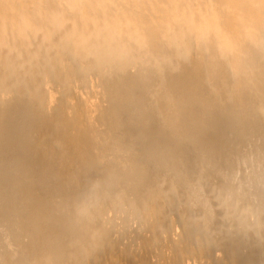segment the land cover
<instances>
[{"label": "bare ground", "instance_id": "bare-ground-1", "mask_svg": "<svg viewBox=\"0 0 264 264\" xmlns=\"http://www.w3.org/2000/svg\"><path fill=\"white\" fill-rule=\"evenodd\" d=\"M6 217L0 264H264V0H0Z\"/></svg>", "mask_w": 264, "mask_h": 264}, {"label": "rangeland", "instance_id": "rangeland-1", "mask_svg": "<svg viewBox=\"0 0 264 264\" xmlns=\"http://www.w3.org/2000/svg\"><path fill=\"white\" fill-rule=\"evenodd\" d=\"M245 15H247V12H245ZM137 141H138V143H137ZM139 141H140V139L139 138H137L135 141H134V143L132 142V141H130L129 143H132V147H138L140 144H141V146H139V148H137V150H135L136 148L134 147L133 149L138 153V151L140 150H142L141 152L139 151V153L141 154V155H144L145 154V151L148 149L147 148V146H146V143H144V141L141 139V143H139ZM136 142V143H135ZM134 144V145H133ZM143 144H144V146H143ZM146 146V147H145ZM141 147H143V148H141ZM146 148V149H145ZM145 150V151H144ZM147 152H149L148 150H147ZM146 152V153H147ZM6 221H0V251H2V250H4V246H5V241L7 240H5V238H6V235L7 234H9V232H10V230H11V232L12 231H14V229L12 228V226H11V224H13V221H11V219L9 220V218L7 219V217H6V219H5ZM7 220H8V222H7ZM10 223V224H9ZM2 224V225H1ZM10 226H9V225ZM8 225V226H7ZM5 227V228H4ZM4 228V229H3ZM7 228H9V229H7ZM12 228V229H11ZM6 230H8V232L6 231ZM1 232H4L3 234L1 233ZM12 233H16V231H14V232H12ZM2 235V236H1ZM5 235V236H4ZM4 237V238H3ZM19 237H21L20 238V240H18V241H21V242H23L24 241V239H23V236L21 235V236H19ZM5 240V241H4ZM2 249V250H1Z\"/></svg>", "mask_w": 264, "mask_h": 264}]
</instances>
